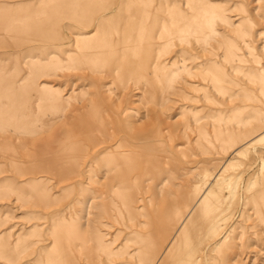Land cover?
<instances>
[{
  "label": "rangeland",
  "instance_id": "374dc122",
  "mask_svg": "<svg viewBox=\"0 0 264 264\" xmlns=\"http://www.w3.org/2000/svg\"><path fill=\"white\" fill-rule=\"evenodd\" d=\"M263 135L264 0H0V264H264Z\"/></svg>",
  "mask_w": 264,
  "mask_h": 264
},
{
  "label": "bare ground",
  "instance_id": "6f19581e",
  "mask_svg": "<svg viewBox=\"0 0 264 264\" xmlns=\"http://www.w3.org/2000/svg\"><path fill=\"white\" fill-rule=\"evenodd\" d=\"M262 135V134H261ZM153 136V135H152ZM264 136V135H263ZM258 139V138H257ZM261 139V138H259ZM255 140V139H254ZM263 140V139H262ZM240 156V155H239ZM231 167V166H230ZM100 174V173H99ZM222 177V175H219L216 179V182H217V190L216 192H213L211 190L205 191V193L202 195V197L200 198V201H199V204L197 206V210L200 208V209H204L205 212L206 211H209V213H212L213 211H215L216 209L220 208V206L223 204V201L224 199H226L224 196H223V190L221 189V184H220V181L218 182V180ZM101 180V179H100ZM162 181V180H161ZM108 182L111 183L110 180H108ZM215 182V183H216ZM110 185V184H109ZM213 186V185H212ZM114 187V186H113ZM113 187L111 186V189H113ZM110 188V186H109ZM214 188V186H213ZM108 189V188H107ZM113 191V190H112ZM212 199H214L215 201L212 202ZM148 202V201H147ZM86 207V206H85ZM203 210H201L202 212ZM217 211V210H216ZM204 212V211H203ZM215 213V212H214ZM204 219L202 220V222L192 231L193 233V238H196L198 236L199 233H201V231L206 227L207 223L209 221H214L215 219L218 218V216H211V215H204ZM240 216V215H239ZM234 219V218H233ZM215 226V225H214ZM202 229V230H201ZM212 231V230H211ZM231 231V230H230ZM213 232V231H212ZM190 234V235H191ZM192 238L191 236H189V239ZM225 241V240H224ZM214 242V241H213ZM221 243V242H220ZM191 244V243H190ZM188 260L191 259V257L189 256H185ZM193 257V256H192ZM193 259V258H192ZM181 264H185V261L183 260L181 262Z\"/></svg>",
  "mask_w": 264,
  "mask_h": 264
}]
</instances>
